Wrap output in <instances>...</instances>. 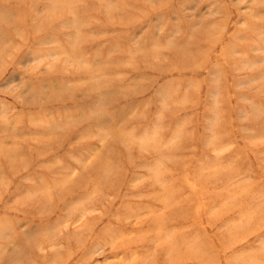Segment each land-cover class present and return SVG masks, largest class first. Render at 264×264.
<instances>
[{
	"label": "rangeland",
	"instance_id": "374dc122",
	"mask_svg": "<svg viewBox=\"0 0 264 264\" xmlns=\"http://www.w3.org/2000/svg\"><path fill=\"white\" fill-rule=\"evenodd\" d=\"M0 264H264V0H0Z\"/></svg>",
	"mask_w": 264,
	"mask_h": 264
}]
</instances>
